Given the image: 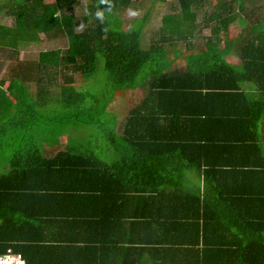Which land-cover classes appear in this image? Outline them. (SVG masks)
I'll list each match as a JSON object with an SVG mask.
<instances>
[{
	"label": "trees",
	"instance_id": "obj_1",
	"mask_svg": "<svg viewBox=\"0 0 264 264\" xmlns=\"http://www.w3.org/2000/svg\"><path fill=\"white\" fill-rule=\"evenodd\" d=\"M132 1L0 0L16 19L0 21V70L13 62L0 87V257L264 264V0H156L169 13L146 48L148 13L131 30L113 25ZM22 24L66 47L20 61ZM100 66L96 100L84 90ZM135 90L141 102L120 119L110 106ZM70 124L97 134L76 141ZM62 136L60 152L41 150Z\"/></svg>",
	"mask_w": 264,
	"mask_h": 264
},
{
	"label": "rangeland",
	"instance_id": "obj_2",
	"mask_svg": "<svg viewBox=\"0 0 264 264\" xmlns=\"http://www.w3.org/2000/svg\"><path fill=\"white\" fill-rule=\"evenodd\" d=\"M173 0H167V2ZM53 0H45V3H52ZM82 3V2H81ZM74 7V12L77 15H80L84 12V8L81 5ZM215 1L212 0V4ZM149 14L148 22L144 29V37H143V44L144 48L149 46L150 40L154 34L158 30L161 25V18L166 13H169L168 3L157 2L156 0H133L131 6L126 10L118 11L117 14L114 16L113 25L120 30L128 31L134 28L137 23L143 19L146 14ZM0 21L8 26H15L16 19L14 17H6L4 18L3 15L0 16ZM23 28V24L20 25ZM209 30H205L198 38L197 44L198 49L201 48L202 36L208 35ZM16 48L20 53V60H29L35 58L39 52L44 50L56 49V48H64L66 47L65 40H55V41H47L43 38V36L38 33L37 31H28L23 28V31H20L16 40ZM222 45V44H221ZM173 50H178L177 54ZM179 46L172 48L169 47V58L173 62V68L182 66L183 63V56L179 54ZM183 51V49L181 48ZM231 63H237V57L235 53L229 55L228 59ZM12 62H9L11 64ZM75 86L78 90L83 92V81L80 79L79 76H76ZM106 75L104 73L103 67H99L98 74L89 80V84L85 88V92L87 91L88 94L95 97V99H102L104 97L105 90L107 88L106 85ZM103 94V95H101ZM143 98V92L141 90H135L123 95H120L116 98L115 102L110 106L116 114H120V119L124 117V115L129 111V109L134 106L138 105ZM52 108L56 109L57 102L52 104ZM50 116V117H49ZM51 116H53L51 118ZM52 120L54 118V114L52 112H43V118L47 120ZM68 125V124H67ZM66 131V130H65ZM67 133L76 141H83L88 140L89 137L96 135L97 130L94 127H88L86 125L80 124H70L67 130ZM45 135V134H44ZM48 135L46 134V137ZM50 136V134H49ZM67 137V136H66ZM64 143V140H63ZM57 149V148H56Z\"/></svg>",
	"mask_w": 264,
	"mask_h": 264
},
{
	"label": "crops",
	"instance_id": "obj_3",
	"mask_svg": "<svg viewBox=\"0 0 264 264\" xmlns=\"http://www.w3.org/2000/svg\"><path fill=\"white\" fill-rule=\"evenodd\" d=\"M38 55L35 58L29 59V60L32 61V60L37 59ZM19 56H20V53L15 58H17V59L20 60ZM20 61H25V60H22L21 59ZM7 65H9V63H7ZM7 65H5L0 70V87H2L4 90L7 88L8 84H9V80H8L9 79L8 78L9 69H8ZM63 140H64V143H63ZM66 143H67V137L66 136H62V137H60L59 141L57 143H55V144L54 143H51V144L48 143V144H46V143H43V142L40 143V148L45 153L53 155V154H56V153L60 152V150H62L64 148V146L66 145Z\"/></svg>",
	"mask_w": 264,
	"mask_h": 264
},
{
	"label": "built area",
	"instance_id": "obj_4",
	"mask_svg": "<svg viewBox=\"0 0 264 264\" xmlns=\"http://www.w3.org/2000/svg\"><path fill=\"white\" fill-rule=\"evenodd\" d=\"M26 264L20 254H14L11 250L0 257V264Z\"/></svg>",
	"mask_w": 264,
	"mask_h": 264
},
{
	"label": "clouds",
	"instance_id": "obj_5",
	"mask_svg": "<svg viewBox=\"0 0 264 264\" xmlns=\"http://www.w3.org/2000/svg\"><path fill=\"white\" fill-rule=\"evenodd\" d=\"M21 264H22V262H21Z\"/></svg>",
	"mask_w": 264,
	"mask_h": 264
}]
</instances>
